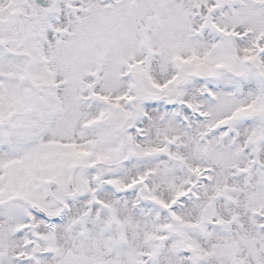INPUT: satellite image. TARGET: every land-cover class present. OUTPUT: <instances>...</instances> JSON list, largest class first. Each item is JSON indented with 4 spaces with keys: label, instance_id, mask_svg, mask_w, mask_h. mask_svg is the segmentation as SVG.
I'll list each match as a JSON object with an SVG mask.
<instances>
[{
    "label": "snow or ice",
    "instance_id": "snow-or-ice-1",
    "mask_svg": "<svg viewBox=\"0 0 264 264\" xmlns=\"http://www.w3.org/2000/svg\"><path fill=\"white\" fill-rule=\"evenodd\" d=\"M0 264H264V0H0Z\"/></svg>",
    "mask_w": 264,
    "mask_h": 264
}]
</instances>
